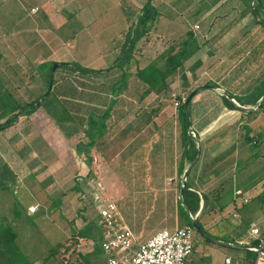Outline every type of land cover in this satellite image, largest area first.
I'll return each mask as SVG.
<instances>
[{
	"label": "crops",
	"instance_id": "0c3cea01",
	"mask_svg": "<svg viewBox=\"0 0 264 264\" xmlns=\"http://www.w3.org/2000/svg\"><path fill=\"white\" fill-rule=\"evenodd\" d=\"M92 1L17 0L18 3H23L26 5V8H29V13L26 16L30 18V24L34 27V30L27 31H33L39 35L40 41L46 45V53L51 52L50 45H52V41H62V39L58 38L57 34L54 35L52 31L39 29L38 18L41 17V19L45 18L52 21V19L60 18L61 15L59 13L63 11L68 13H84L86 17L93 18L89 14L92 11ZM106 1L113 2V0ZM116 1L119 7V3L124 4L123 10L127 9L126 2L133 3L135 14L142 7V4H139L140 0ZM177 2L179 6H183L180 9L182 12L186 11L190 6L193 8V5H195L193 10L196 19H194L193 24L197 23L199 25V33L196 36L193 35L197 37V43L202 42V45L207 43V48L204 51H207L208 54L204 58H200L202 63L199 64V67L203 68V72L209 74L211 80L210 78L203 80L202 85L208 83V81H212V84L221 88L215 90L218 96L221 97V92L227 90L234 96L243 97L258 82L264 80V26L257 21V18L259 20L264 19V0H260L262 7L258 10L257 17H254L252 14L253 8L251 5H253V2L249 0H214L210 1L209 5L204 9H202L201 4L206 3V0H177ZM152 3L158 11V19L156 20L159 25L160 11L158 8L163 6L164 1L152 0ZM88 5L90 7L88 8L89 10L87 9ZM34 9L35 12L32 11ZM40 12L41 14L38 15ZM126 18L124 15L125 20ZM164 24L165 21H162L161 27H165ZM127 25L130 26L129 23ZM20 31L16 30L18 34L22 33ZM65 43L72 44V39L66 40ZM7 49H9L8 41L6 45ZM15 49L18 50L16 47ZM139 61L135 59L126 63L122 68L123 71H132L129 70L131 62L135 63V68H142L150 62V60H147V62H141L143 63L141 64ZM237 68L241 70L242 78L233 85L230 83L227 86L224 81L228 80L229 76ZM135 70L127 76L124 90L120 89L116 94H114V79L111 81V78L108 80V78L102 77V75L97 76L99 86L91 87L89 86L90 80L84 77V74L76 72L79 74L78 77H81L85 86L82 85L85 92L81 94L80 98L83 102H87L88 106L93 107L89 111H86V108L80 110L82 115H87L88 121L86 126L83 123L81 125L82 137L79 140L82 144L78 147H76L78 141L73 142L72 140V133L69 138L65 137L57 123L43 107L38 108L29 116H19L16 122L0 131V137H2L0 139V157L5 163L11 164L8 166L9 170L22 180L32 174L34 175L35 180L30 185H26V182L20 183V186L22 185L21 193L23 194V191L28 192V194L29 192H34V196L36 197L37 195L36 198L41 200L39 191L44 188L42 186L43 179L57 182L61 178L73 181L75 178L76 181L83 182L80 189L83 192V197L79 198V203L83 202L79 211L81 213L80 220L82 224L77 229L79 230L85 226L90 220H94L96 227L99 229L98 233H101L103 239L104 230L100 223L98 208H100L104 200L108 199L115 202L120 222L130 229L138 243L152 236L154 234L153 231L161 226L164 220L159 218L153 227H148L146 222L143 223L142 220L139 222L137 218L143 215L142 211H144V208L142 211L137 208L136 201L132 197V191H130L127 184H124L120 180L116 183L114 180L120 178L119 174L121 173L127 174L126 178L129 179L138 178L134 174H131V167L128 166V164L135 162H141L142 166L147 162H151L154 167L156 166V169L166 167L171 171L168 174H161L153 170L154 167H151L146 174H142L141 178L151 180L148 183L149 186L152 184V181L156 184L158 179L167 180L166 184H169L172 189H168L167 191L168 198L166 202L168 204L170 202L176 222L177 218L180 217L178 208V184L180 183V178L177 182L178 169L181 165H184V169L188 165H191L188 172V176L191 173L190 187L195 189L199 194H205L208 198L207 207L200 218L204 228L213 230L216 234H225V236L233 238L232 243H241L248 247H255L253 244L257 240L250 235V227L254 224L264 234V226H262L264 224V209L263 202L257 209L251 202L254 198L262 196L264 189L260 188L254 191L258 183L250 186V188L238 185L237 180L234 182L233 172L238 168L240 163L248 159L252 146L259 148V151L264 150V119L261 120V117L264 116V106L256 108L247 114L244 113L246 111L228 109L224 105L223 100L219 99V103L216 106L219 111L218 114L201 124L198 121L196 125L198 128L192 127L193 133H188L194 138L196 137V147H200L198 160L192 166L195 160L189 163L185 157V144L179 118L176 116V120L170 122L169 115L171 112L168 107L163 106L162 103L151 106L156 109L158 117L154 118V122L151 120L145 125L138 126V123L135 121L137 119L136 116H140L142 113H132L134 111L132 108L121 106L128 88L134 89L131 91L132 99L135 101L138 99L140 103H145V106L142 107V112L144 109L149 108L147 105L150 103L149 101H153L154 97L157 96V94L151 92L142 97L146 85L137 78ZM65 82L59 83L56 81L52 84L50 89L54 92V95L56 94L54 97L59 94L60 99L67 98L68 89L70 87L73 89L74 86L72 84L70 86L68 85L69 83ZM237 85H240L242 90H239ZM250 85L251 87H249ZM107 92L111 94H109L111 98L108 104L106 102L108 100L106 98ZM135 95L137 96L136 98ZM200 95L198 93L191 100L197 103ZM209 95H206V97H209ZM102 105H104L103 109H98ZM175 109L173 108L174 111ZM73 110L76 113L79 112L77 109ZM96 111H99L98 114H101L98 116V120L103 114L106 116L103 131L95 145L86 146L84 144L88 141V137L84 131L90 126L89 122L92 118L89 114ZM127 115L129 116L128 118H126ZM246 117H250L248 122H245ZM158 119H161V121L158 122ZM247 131L251 142L245 138ZM239 136H241V140H239ZM149 143H151V146H149ZM46 147L50 148L51 153L45 159L42 157V151ZM14 151H21L24 155L17 156ZM90 168L93 172L90 171ZM91 176L93 178L89 179ZM237 190L242 191L243 197L247 199L246 203L239 204L240 197L235 195ZM45 195L47 197V194ZM57 197L58 199L53 198V201H51L53 203L52 207L55 208L51 216H55L56 218L61 216L63 210L65 211V209L70 207L69 203L71 201L63 199L61 196ZM95 200L96 203H94ZM33 205H38V208L35 212H30L29 208ZM201 207L202 200H200L199 211ZM38 210L39 202L37 201L29 204L25 208L24 213H22V210H19L14 219L17 223H23V221L19 220H24V215L26 214L27 223L34 224L35 222L32 221L31 215L38 212ZM41 220L38 221L41 222ZM171 226L174 227L173 231L180 228L177 224L174 225V223ZM148 228L152 229L147 232ZM162 229L166 228L163 227L159 230ZM144 233L151 235L141 239ZM76 238L87 245L86 250L81 251L82 254L92 251L93 240L91 238L80 236ZM79 245L81 244L76 246ZM205 248H207V252L204 255L202 254L201 257L194 258L192 253L189 264H205L202 261L204 260V256L210 260L209 264H217L214 261V256H220L222 253L224 258L230 256L233 264H264V256L259 255L250 248H236L239 250L236 256L223 252L216 246H206ZM253 253L256 254L255 258ZM262 253L264 254V248L262 249ZM94 258L96 263L99 258L101 261L98 264H106L103 252L97 258L92 257V260ZM53 263L50 262L49 264ZM92 263L94 262L92 261ZM35 264H39V262L36 260Z\"/></svg>",
	"mask_w": 264,
	"mask_h": 264
},
{
	"label": "rangeland",
	"instance_id": "374dc122",
	"mask_svg": "<svg viewBox=\"0 0 264 264\" xmlns=\"http://www.w3.org/2000/svg\"><path fill=\"white\" fill-rule=\"evenodd\" d=\"M163 1V6H160L159 8L157 7L160 11L159 25L156 20L154 28L139 40L137 47L133 51L131 61L138 59L140 60V63H145L147 60H150L157 61L161 64L159 59L160 55L171 46H177L187 36V31L191 29L194 19H196L193 10L195 5H193V8L190 6L186 11L182 12L180 9H182L183 6H179L177 0ZM210 1L212 2L214 0ZM210 1L206 0V3H202V9L207 7ZM249 1L253 2V0ZM146 2H148V0H140L139 4L143 5ZM153 3L151 0L152 5ZM254 3L255 2H253V4ZM119 4L120 7L116 0H113L112 3L106 0H93L91 3L92 11L89 13L93 18L86 17L84 13H68L66 11L59 13L61 17L52 19V21L45 18L41 19V17L38 16L39 22L38 19L37 22L39 29L52 31L54 35L57 34L59 36L58 38L62 39V41H52V45H50L51 52L47 53L45 52L47 50L46 45L40 41L39 35L35 34L33 31H27L34 30V27L30 24V18L26 16V14L29 13V8H26L25 4L18 3L17 0H9L4 2L0 7V85L2 86V89H8L15 97H18L21 103H26L36 99L49 88L50 84L52 87V84L56 81L59 83L66 81L65 83H69L68 85L70 86L72 84L74 87L73 89L72 87L68 89L69 92L67 93V98L65 97L66 99H60L59 94L54 97L56 94L54 95L53 91H51L50 99L53 101V106H56L55 110L58 111L59 116L63 111H66L68 112V116L71 117L67 120L65 126L66 130H69L71 127L75 128L72 132L73 142L80 141L79 139L82 137L81 125L83 123L84 126H86L88 121L87 115H82L80 110L86 108L85 110L89 111L91 108L93 109V107L88 106L87 102H83L80 98L81 94L85 92L81 77H78L80 73L77 74L76 72H73L71 67L65 65L57 66L54 71L52 70V66L54 63L58 62H75L82 67L95 70L101 69V72L84 74V77H87L90 80L89 86H97L99 84L97 76L102 75V77H106L108 80H110V78L111 81H113L112 79L115 80L114 94H116L119 88L123 89L125 83L122 82V80L119 82V79L123 73L122 67L125 65L122 67H112V62L115 60L116 56H118V53L124 45L126 38L125 34L127 30H129L127 23H129V25L133 24L138 12L135 14L133 3L130 4L129 2H126V10H123L122 8L124 7L123 3ZM88 8H90L89 5L87 9ZM40 14L41 12L38 15ZM124 15L127 17L126 20L124 19ZM156 19H158V16ZM162 21H165V27H161ZM16 30H21L20 32L22 33L18 34ZM76 34L79 35L74 36ZM196 38L197 37H195V39ZM70 39H72V44L65 43L66 40L69 41ZM6 40L8 41L9 47L7 50ZM201 43L202 42L198 43L201 48L191 56V58L184 62L182 68V72L190 82V86L187 89H182L180 75H176L174 79L169 82V85L164 92L157 94L153 101H149L150 103L147 104L149 108L144 109L143 112L142 107L145 106V103H140L138 99L136 101L132 99L131 91L134 89H127L126 97H123L124 101H122L123 103L121 106L124 108H132L134 110L132 113H142L140 116H136L137 119L135 121L138 123V126L145 125L151 120H153V122L155 121L154 118L158 114L156 113V109L151 106H156L157 103H162L163 106L168 107L171 112L169 115L170 122L175 121L178 113L176 111L177 109H175L176 112L173 110V108H175L173 105L174 100L185 99L190 91L202 85L203 80H208L210 78L209 74L203 72L202 67H194L196 61L202 63L200 58H204L208 54L207 51H204V49L207 48V43L203 45ZM15 47L18 50H16ZM244 63L247 64L246 62ZM134 65L135 63L131 62V65L129 66V70H132L131 72L136 69ZM50 77L52 81L48 82ZM241 78V70L237 68L229 76L228 80L224 81V83L227 86L230 83L233 85ZM208 82L209 84L213 83L212 81ZM257 86L261 87V82H258L256 84V87ZM237 87L239 90H242L240 85H237ZM249 87H251V85ZM89 89L93 90L91 88ZM252 89L253 88L250 89V92ZM250 92H246L243 96H248ZM198 93L201 94L199 101L194 103L193 100H191L190 107L191 128L193 127L195 129L198 128L196 126L198 121L201 124L218 114L219 111L216 106L217 103H219V99L222 100L213 89H203ZM221 93L223 94V92ZM109 94L110 92H107L106 94V98H108V100H106L107 104L111 98V94ZM197 94L193 97L195 98ZM206 95H209V97H206ZM136 97L137 96L135 95V98ZM179 97L181 99H179ZM57 101H59V105L57 104ZM103 107L104 105L98 107V109H103ZM72 108L79 110V112L76 113ZM98 112H91L89 115L91 118L95 119L101 115L98 114ZM128 117L129 116L127 115L126 118ZM262 119H264V116L261 117V120ZM249 120L250 117L245 118V122H248ZM157 121L160 122L161 119H158ZM253 134L255 136L254 132ZM240 137L241 136H239V140H241ZM0 139H2V137H0ZM149 146H151V143H149ZM251 148L252 149H250L248 154V159L239 164L238 168L233 172V177L235 179L234 182L237 180L238 185H241L244 188H250V186L258 183L254 190L257 191L260 188L264 189V150L259 151V148L256 146H252ZM14 153L17 156L23 154L21 151H14ZM50 153V148L46 147L42 151V157L46 159L49 157ZM141 164V162L128 164V166L131 167V174H134L138 178L129 179L126 178L127 174L121 173L119 174L120 178L114 180L116 183L120 180L124 184H127L130 191H132V197L136 201L137 208L140 211L144 208V211H142L143 215H140L137 220L139 222L142 220L143 223L146 222L148 227H153V225L158 222L157 220L162 218L164 220L162 221L163 224L156 228L153 233H156L163 227L169 231H173L174 227L171 226L173 223L174 225L177 224L178 227H182L187 223V219L179 204L178 208L180 211V217L177 218L175 222L171 204L170 202L169 204L166 202L168 198L167 191L168 189H172L169 184H166L167 180L158 179L156 184L152 181V184L149 186L148 183H150L151 180L141 177L143 173L146 174L148 170L154 166L151 162L145 163V167ZM10 165L5 163L0 157V217H5L15 226V229L19 232V241L22 243V248H25L26 246L28 254L30 253L29 255L31 258L36 259L39 264L41 263L39 259L46 257L49 252L48 249L54 247L57 243L60 244V247L57 249L56 257H49V262L47 264L50 262L57 264L55 258L58 259L60 263V261H63V258L65 259L66 256L69 255L70 250H74L75 252L70 258H77L76 253L85 251L87 247L85 243L83 244V242L78 241L76 238L78 236L77 228L82 224V221L80 220L81 213L79 211L83 202L79 203V198H81V196L83 197V192L80 190L83 182L76 181L75 178L74 181L61 178L57 180V182L43 179L42 186L44 188L41 190L42 192L39 191L41 201L36 198L37 195L36 197L34 196V192H29L28 194V192L23 191V194L21 193L22 185L20 186V183L26 182V185H30V183H33L35 180L34 175L32 174L22 180L9 170L8 166ZM133 169L134 172L132 173ZM153 170L161 174H168L171 172L166 167L163 169H156L155 166ZM90 171L93 172L91 168ZM180 177L181 175L177 176V182ZM91 178L93 177H89V179ZM187 183H191V173L188 176ZM45 194H47V197ZM57 196L71 200V204L69 203L70 207L65 209V211L63 210L61 216L57 217L58 219L55 216H51L53 209H55L52 207L53 203L51 201H53V198L58 199ZM37 201L39 202V210L31 215V219H33L32 221L35 223L28 224L26 214L24 215V220H19L23 221V223H17L14 219L15 210H22V213H24L25 208H27L29 204ZM262 202L264 209V193L262 196L254 198L251 204L253 206L255 205L257 209ZM94 203H96V200ZM40 219H42L41 222L38 221ZM262 226H264V224ZM151 229L152 228H148L147 232ZM94 230L96 232L99 231L96 226ZM206 230L210 233L213 231L209 229ZM146 233L141 236V239L147 238L151 235H147ZM147 239L143 241H146ZM193 239L195 249L193 252L194 258H197L198 256L201 257L202 254L204 255L207 252V248H205L206 246H216L223 252H228L233 256H236L239 251L236 248L224 247L213 242L211 243L202 238L196 232L194 233ZM78 244L81 245L76 246ZM67 247L68 249H66ZM223 260V253L220 256H214V261L217 264H222ZM202 261L205 264L210 263V260L206 259V256H204V260Z\"/></svg>",
	"mask_w": 264,
	"mask_h": 264
},
{
	"label": "trees",
	"instance_id": "16d2710c",
	"mask_svg": "<svg viewBox=\"0 0 264 264\" xmlns=\"http://www.w3.org/2000/svg\"><path fill=\"white\" fill-rule=\"evenodd\" d=\"M262 7L260 0H256L252 5V14L254 17H257L258 10ZM158 11L151 4V0H148L142 7L139 9L136 19L133 24L129 26V30L126 32V38L124 41V45L121 48V51L116 56L115 60L112 62V67L120 66L122 67L126 63L132 60V54L135 48L137 47V43L141 40L147 33L154 28V23L157 18ZM257 21L264 26V19H258ZM199 44L197 43L195 36L192 31H187V36L177 45L171 46L165 52L160 55L161 64L157 61H150L142 68H136L135 74L139 80H141L145 85L146 89L142 93V97L146 96L148 93L154 92L155 94H160L164 92L169 82H171L176 75H180L181 78V86L182 89H187L190 86V82L187 80L186 75L182 72V68L184 62L191 58L198 50ZM54 63V62H53ZM200 64L199 61L195 62L194 67H198ZM65 65L67 67H71L73 72H77L80 74H88L94 72H101L102 70H95L92 68L82 67L75 62H58V66ZM123 68V67H122ZM55 71V70H54ZM129 75L128 71H123L121 80L125 83L127 76ZM119 80V82L121 81ZM51 77L48 82H51ZM206 84H209L206 83ZM119 88V87H118ZM120 91V88L119 90ZM191 92V91H190ZM189 92V93H190ZM264 92V80L261 82V87H254L248 96L238 97L232 95V97L239 104L247 106L253 105ZM46 94V95H45ZM51 89L48 88L44 93L38 96L36 99L31 102L21 103L18 98H16L8 89H2L0 85V131L10 126L14 122H16L19 116H29L34 113L38 108H45L46 112L50 117L54 119L57 123L60 130L63 132L65 137L69 138L71 133L75 130V128L71 127L69 130H66L65 123L71 117L68 116V112L63 111L59 116V113L56 109V106H53V101L50 99ZM188 94L186 95V97ZM193 98V97H192ZM221 98L224 102V105L228 109H236L233 102H231L226 96L221 95ZM179 99H181L179 97ZM39 102L38 105L35 103ZM59 101H57V104ZM59 105V104H58ZM264 106V99L260 103L258 108H262ZM237 110V109H236ZM244 112V111H243ZM250 111H246L244 113H249ZM177 116L182 126L183 132V141L185 144V157L187 161L192 164L198 160V148L196 147L195 138L188 134L186 128V116L184 110V101H181L179 106L177 107ZM104 114L99 118L91 119L90 126L84 131L85 135L88 137V141L84 144L86 146L95 145L98 137L102 133L103 124L105 120ZM245 138L247 141L251 142V139L248 136V131L245 134ZM82 144L80 141L76 144L78 147ZM187 146V147H186ZM184 171V165L179 166L178 174L182 175ZM180 187V183L178 184ZM183 201L188 208L189 212L192 215L197 214L200 207V200H202V207L197 214V221L201 228L207 233L209 236L215 237L217 239L231 241L233 242V238L225 236V234H216L212 231V233L208 232L204 226L202 225L200 218L202 216L203 211L206 209L208 204V198L205 194H199L195 189H192L190 185L187 183L183 189L182 193ZM179 206L186 217L187 224L191 225L189 221V217L186 214L183 206L179 202ZM17 210H15V216L17 215ZM96 223L94 220H90L85 226L81 227L77 233L80 237L91 238L93 240V249L90 253H80L77 252V258H70L73 255L74 250H70L69 255L66 258H63V261H60L55 258L57 264H98L101 259L98 258V262L96 263L92 260V257H98L101 252V244H102V235L101 233L95 232ZM192 226V225H191ZM94 227V228H93ZM22 243L19 241V232L15 229V226L12 222L8 221L5 217H0V264H35L36 259H32L28 254V249L22 248ZM24 246V245H23ZM253 246H257V241ZM60 247V244L57 243L54 247H51L48 252V255L42 259L40 264H47L49 262V257H56L57 249ZM68 249V247L66 248ZM254 258H255V253ZM78 260V261H77ZM52 261V260H51ZM92 261L94 263H92ZM189 264V263H188Z\"/></svg>",
	"mask_w": 264,
	"mask_h": 264
},
{
	"label": "built area",
	"instance_id": "2783aa9c",
	"mask_svg": "<svg viewBox=\"0 0 264 264\" xmlns=\"http://www.w3.org/2000/svg\"><path fill=\"white\" fill-rule=\"evenodd\" d=\"M9 0H0V5ZM35 12V9L32 10ZM193 34L199 33L197 23L191 26ZM182 100H174L177 109ZM170 183V181H169ZM240 197L239 204L247 202L241 190L235 192ZM37 205L29 208L37 210ZM100 223L103 227L102 252L106 264H188L194 250V228L186 224L174 231L162 229L154 233L146 241L136 242L130 229L120 222L117 208L113 201L104 200L99 208ZM250 235L257 240V246L264 248V234L254 224L250 227ZM223 264H233L230 256L224 258Z\"/></svg>",
	"mask_w": 264,
	"mask_h": 264
},
{
	"label": "water",
	"instance_id": "95a60500",
	"mask_svg": "<svg viewBox=\"0 0 264 264\" xmlns=\"http://www.w3.org/2000/svg\"><path fill=\"white\" fill-rule=\"evenodd\" d=\"M255 1L256 0H253V2H255ZM57 66H58V63H54L53 66H52V70H54ZM49 88H51V84H50ZM203 89L218 90V89H221V88L219 86L215 85V84H203V85H200V86L194 88V90H192L188 94V96L185 98V100H184V110H185V116H186V128H187V132L189 134L193 133V129L191 128V119H190V115H191V113H190V101H191L192 97L195 94H197L198 92H200ZM222 95L226 96L231 102L234 103L236 109L239 110V111H242V112L243 111H253V110H255L256 108L259 107L260 103L264 99V92H263L262 96L253 105L244 106V105L239 104L237 101H235V99L232 97V95L227 90H223V94ZM35 104L38 105L39 102H36ZM197 148H198V155H199L200 154V147L197 146ZM190 167H191V165H188L184 169V171H183V173H182V175L180 177V187H179V193H178V200H179L180 204L183 206L184 210L187 212V215L189 217V221H190L192 227L194 228L195 232L198 235H200L202 238H204V239H206V240H208L210 242H213L215 244H219V245H222V246H228V247H234V248H238V249L250 248L253 251H255L256 253H258L259 255L264 256L262 251L260 249H258V248L248 247V246H246L244 244H241V243H232V242H229V241L220 240V239H217L215 237L209 236L207 233L204 232V230L201 228V226L199 225V223L197 221V214L199 212H197V214H195V215H192L189 212L188 208L186 207V205H185V203L183 201V198H182L183 189H184V187L187 184V176H188V172H189Z\"/></svg>",
	"mask_w": 264,
	"mask_h": 264
}]
</instances>
